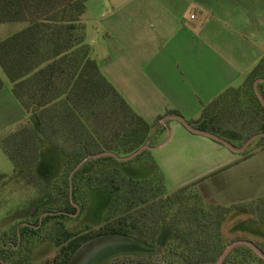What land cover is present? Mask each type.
Wrapping results in <instances>:
<instances>
[{"label": "trees", "instance_id": "1", "mask_svg": "<svg viewBox=\"0 0 264 264\" xmlns=\"http://www.w3.org/2000/svg\"><path fill=\"white\" fill-rule=\"evenodd\" d=\"M87 1L0 0V22L28 21L25 29L0 41V67L13 96L27 114L24 123L0 137V149L12 165L14 178L33 186L41 183L40 191L59 201V206L48 212L61 213L46 215L44 222L75 214L72 203L82 211L85 187L105 190L113 197L100 227H87L77 237L64 230L62 239L55 240V253L37 264H63L79 242L90 237L137 236L150 251L158 246L163 224L169 227L172 238L166 239L157 255L124 256L109 264H215L227 245L221 237L222 223L231 210L246 205L207 204L192 185L168 192L158 171L140 180L124 176L119 166L142 156L150 159L149 148L128 161L112 156L93 158L105 152L116 157L133 154L150 141L152 127L131 109L91 59L81 21ZM39 6L47 8V13H22L26 7ZM258 79L264 80V59L241 87L226 89L204 107L197 121L189 124L227 140L233 147L262 133L264 106L254 91ZM257 91L264 101V81L257 83ZM166 115L180 116L175 111ZM158 127L165 131L164 124ZM156 131L157 135L162 133ZM262 141L264 137L253 143ZM47 144L64 157L61 175L51 186L43 184L35 174L39 151ZM92 169L101 172L97 175ZM194 199L195 204L190 201ZM262 202L264 198L251 203L255 209ZM26 230L22 227L21 234ZM64 242L67 243L63 245ZM235 251H240L241 264H246L249 254L264 264L243 245L233 248L222 264Z\"/></svg>", "mask_w": 264, "mask_h": 264}, {"label": "rangeland", "instance_id": "2", "mask_svg": "<svg viewBox=\"0 0 264 264\" xmlns=\"http://www.w3.org/2000/svg\"><path fill=\"white\" fill-rule=\"evenodd\" d=\"M262 10L264 0H89L81 20L91 59L149 126L157 122L166 126L165 131L158 124L155 128L162 131L161 140L169 136L168 125L175 121L167 119L165 124L164 119L158 121L159 117L175 111L187 122L197 121L204 107L217 97L202 87L203 58L217 55L229 58V46L234 47L233 51H251V45L264 40ZM245 20L247 24L243 23ZM238 25L246 29L250 44L245 45L246 48L239 47L238 39L241 41V38L232 30ZM10 26L0 24V41L13 33ZM254 49L264 58L262 48ZM0 80L3 83L0 90L1 137L24 123L27 114L13 96L11 84L1 67ZM147 80L154 84L156 94L150 91ZM242 82L238 80L231 87L238 88ZM177 137L159 148H154L156 142L151 140L149 157L157 165L142 156L120 165L119 169L124 176L136 180L149 178L158 171L164 176L168 192H173L179 182L201 178L204 167L196 165L210 156L209 149L187 137ZM253 142L240 156L264 147V141L261 145ZM63 165V155L47 144L39 151L35 174L43 184L51 186L60 177ZM92 171L99 175L101 169ZM13 174L10 161L0 149V247L17 242L13 250H0V264H37L55 253V240L62 239L64 230L79 234L87 227L94 230L104 223L112 195L105 190L85 187L81 197L82 211L67 218L43 221L34 234L25 232L22 235L20 226L23 223L39 224L40 216L55 210L59 201L52 194L44 195L40 191L41 183L33 186L14 178ZM255 200L239 204L246 206L228 213L220 231L225 244L248 241L264 250V202L254 209L251 202ZM190 201L196 203L195 199ZM167 238H172V234L166 224L159 232L158 246L150 251L139 243L137 236L90 237L80 241L63 264H109L112 259L124 256H155L162 251ZM239 256L240 251H235L226 264H241ZM248 256L246 264H262L253 255Z\"/></svg>", "mask_w": 264, "mask_h": 264}, {"label": "crops", "instance_id": "3", "mask_svg": "<svg viewBox=\"0 0 264 264\" xmlns=\"http://www.w3.org/2000/svg\"><path fill=\"white\" fill-rule=\"evenodd\" d=\"M24 9L25 10L22 13L26 14L47 13V8L40 6L38 8L26 7ZM260 13L261 16L264 17V10H262ZM240 21H242V19H240ZM262 21L264 22V18H262ZM243 23L247 24V20H245ZM0 24L11 25L10 29L14 30L13 33H10L5 37L7 38L25 29L28 26V21H6L0 22ZM241 29L243 32H241ZM243 29L244 28L242 27V25H238L236 29L233 28L232 30L236 32L241 38V41L238 39L240 43L239 47L246 48L245 45L250 46V44L247 40L248 38L246 36V29ZM218 46L219 45H217V47ZM256 47L262 48V50H264V40H261V42L255 46L251 45V51L243 50L242 52L237 51L236 49L233 51L232 48L234 47L231 48L229 46L227 50V55L231 54L229 58H223L218 55L215 58H203L200 69V81L202 83L203 89L208 93L211 92V94H216L215 96H219L226 89L233 88L231 87L233 83L237 82L238 80L244 81L245 78L250 74L248 72H250L252 68L254 69L257 66L256 64L264 59L261 58V54H258L256 49H254ZM147 85H149L152 94H156L154 84L150 80H147ZM158 99V104H160V98ZM168 116L171 115H165L164 117H161L160 120L164 119L166 124L167 119L165 118H167ZM180 117L183 118L182 116ZM173 121L175 122H171L168 125L170 131L169 136L161 140V134L157 135V131L155 130L157 124L159 125V123L161 122H157L152 127L150 141L153 139L154 142H156L154 148L169 145L173 141V139L178 136L177 138L187 137L200 144H203L207 149H209L208 152L210 154L209 157H204L202 160L197 162L198 165L196 166L204 167L205 171L202 177H198L199 179H196L193 182L187 180L179 182L178 185H176L175 189H173V191L184 186L192 185L194 189L199 193L203 202L221 207H230L242 203H247L255 199L264 198V147L259 148L258 150L252 152L247 156H240L237 152L229 150L224 145L218 144L206 136L200 135V137L205 138L192 136L191 134L195 133L187 130L180 122L176 120ZM150 149L151 146L149 147V153ZM152 162L154 165H157L154 160Z\"/></svg>", "mask_w": 264, "mask_h": 264}, {"label": "water", "instance_id": "4", "mask_svg": "<svg viewBox=\"0 0 264 264\" xmlns=\"http://www.w3.org/2000/svg\"><path fill=\"white\" fill-rule=\"evenodd\" d=\"M260 81H264V80H257L254 83V91H255V94L258 97L259 101L264 106V101H263L261 95L258 93L257 88H256L257 83L260 82ZM165 119L176 120V121L180 122L190 132L195 133V134H199V135H202V136H206V137H208V138H210L212 140H215V141L223 144L229 150H231L233 152H237V153L243 152L256 139H258L260 137H264V132L258 133V134H255V135L251 136L250 138H248L240 147H233L227 140H225V139H223V138H221L219 136H216L214 134H211L209 132L202 131L200 129L195 128L193 125L187 123L183 118H181L178 115H171V116H168ZM148 143L149 142L147 141L146 144L144 146H142L139 150H137L133 154H131L129 156H126V157L119 158V157H116L112 153L105 152V153H101V154L95 155V156H93V158H98V157H102V156H112V157H114L118 161H128V160H131L132 158L136 157L137 155H139L143 150L148 149L149 148ZM77 168L78 167H76L75 170ZM240 245L247 246L259 258H261L264 261V253L258 247H256L254 244H252V243H250L248 241H235V242H232L231 244H229V245H227L225 247V249L220 254V256H219V258H218V260H217V262L215 264H222L224 262L225 258L227 257V255L230 253V251L233 248H235L236 246H240Z\"/></svg>", "mask_w": 264, "mask_h": 264}, {"label": "flooded vegetation", "instance_id": "5", "mask_svg": "<svg viewBox=\"0 0 264 264\" xmlns=\"http://www.w3.org/2000/svg\"><path fill=\"white\" fill-rule=\"evenodd\" d=\"M73 204V206L76 208V212H75V214H67V216H70V215H76V214H78V212H79V210L81 211V209L79 208V206L77 205V204H74V203H72ZM59 213H61V212H46L45 214H44V216H40L41 217V219H40V222H39V224H36V225H32V224H30V225H26V224H22L21 226H20V228H22V227H26V228H28V230H26L25 232H30V233H32V234H34L36 231H37V229H38V227L40 226V223L42 222L43 223V218L46 216V215H48V214H50V215H55V214H59ZM78 236V234L75 236V237H77ZM75 237H73V238H75ZM19 238H20V236H19ZM18 238V239H19ZM72 238V239H73ZM71 240V239H70ZM18 242H19V240H18ZM68 242V241H67ZM67 242H64L63 243V245H65ZM16 244H17V242H16ZM16 244H15V242H9V244H8V246L6 245V244H3V246H1L0 247V250H3V251H5L6 249H14L15 248V246H16Z\"/></svg>", "mask_w": 264, "mask_h": 264}]
</instances>
